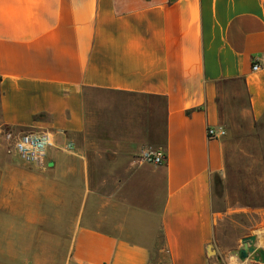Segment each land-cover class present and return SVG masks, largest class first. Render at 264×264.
Returning <instances> with one entry per match:
<instances>
[{
    "label": "crops",
    "instance_id": "crops-1",
    "mask_svg": "<svg viewBox=\"0 0 264 264\" xmlns=\"http://www.w3.org/2000/svg\"><path fill=\"white\" fill-rule=\"evenodd\" d=\"M263 52L264 0H0V264H150L157 234L169 264H218L219 219L264 208ZM10 130L51 133L43 162Z\"/></svg>",
    "mask_w": 264,
    "mask_h": 264
},
{
    "label": "rangeland",
    "instance_id": "rangeland-1",
    "mask_svg": "<svg viewBox=\"0 0 264 264\" xmlns=\"http://www.w3.org/2000/svg\"><path fill=\"white\" fill-rule=\"evenodd\" d=\"M129 97H124L121 95L114 94H106V93H89L87 96V102L89 106L94 105L95 103H100L102 101L108 102H126ZM88 109H90L88 107ZM111 112H101L102 116H98L100 119H104V114ZM108 119H111V115H107ZM257 139L256 143H249V146H252L253 150H256V154H258V159L263 161L264 165V119L259 121L256 128ZM228 135V131L224 137ZM254 150V152H255ZM247 161L251 160L249 156ZM245 160V162H246ZM218 183V181H216ZM220 188L216 186V207L217 209H223L224 201H223V190L220 192ZM264 223V208H259L258 210H251L249 213H234L231 216L221 218L217 222L216 225V236L215 242L213 243V247L217 251L216 254H220L221 262L218 264H227V260L229 261L230 252L240 245V239L243 235H247L253 233L254 230ZM264 226V225H263ZM258 232V243L264 245V228L257 230ZM157 238L153 242L151 246V250L154 253L151 255V263L150 264H169V259L164 251L165 248L161 246L162 239L161 234H157ZM161 250V251H159ZM215 256V255H210ZM233 257V256H232ZM236 261V259H235ZM236 264H238L236 262ZM264 264V263H258Z\"/></svg>",
    "mask_w": 264,
    "mask_h": 264
},
{
    "label": "built area",
    "instance_id": "built-area-1",
    "mask_svg": "<svg viewBox=\"0 0 264 264\" xmlns=\"http://www.w3.org/2000/svg\"><path fill=\"white\" fill-rule=\"evenodd\" d=\"M264 67V52L260 56L252 58V70ZM208 138H222L226 132L223 128L209 127L206 130ZM11 149L26 163H41L45 159L47 149L53 145L51 133L45 131H7L4 134ZM73 145L67 144L71 149ZM138 158L151 165H162L166 161V153L161 148H144L140 151Z\"/></svg>",
    "mask_w": 264,
    "mask_h": 264
},
{
    "label": "water",
    "instance_id": "water-1",
    "mask_svg": "<svg viewBox=\"0 0 264 264\" xmlns=\"http://www.w3.org/2000/svg\"><path fill=\"white\" fill-rule=\"evenodd\" d=\"M262 228L264 226H259L253 233L241 237L240 245L230 252V256H233L238 264L264 263V245L259 244L257 240V230ZM206 249L208 255H216L218 262H221L213 243H209Z\"/></svg>",
    "mask_w": 264,
    "mask_h": 264
},
{
    "label": "trees",
    "instance_id": "trees-1",
    "mask_svg": "<svg viewBox=\"0 0 264 264\" xmlns=\"http://www.w3.org/2000/svg\"><path fill=\"white\" fill-rule=\"evenodd\" d=\"M187 113H189V111H187ZM217 181H218V183L216 182V186H218L220 188V190H221V182L218 179H217ZM161 239H162V243H161L162 245L161 246H163L165 248L164 238H163L162 234H161Z\"/></svg>",
    "mask_w": 264,
    "mask_h": 264
}]
</instances>
